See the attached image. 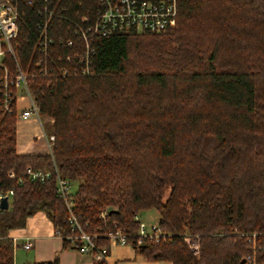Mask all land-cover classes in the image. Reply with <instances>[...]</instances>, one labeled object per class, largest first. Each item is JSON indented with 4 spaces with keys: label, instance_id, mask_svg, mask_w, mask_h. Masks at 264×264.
<instances>
[{
    "label": "trees",
    "instance_id": "1",
    "mask_svg": "<svg viewBox=\"0 0 264 264\" xmlns=\"http://www.w3.org/2000/svg\"><path fill=\"white\" fill-rule=\"evenodd\" d=\"M38 1L20 0L14 56L0 66V192H13L0 209V264H14L8 232L37 211L64 247H78L65 238L71 229L56 175L33 181L26 167H56L77 183L71 210L86 232L105 233L116 222L132 235L134 216L155 209L171 236L133 244L146 260L264 263V0H176L175 26L164 34L95 37L91 76H43L35 66ZM48 1L63 17L51 23V51L71 54L57 38L74 37L70 21L93 19L98 1ZM17 65L39 114L53 119L46 155L16 153L17 90L7 87L11 112H4L2 82ZM185 234L199 238L197 252ZM95 242L107 245L103 237Z\"/></svg>",
    "mask_w": 264,
    "mask_h": 264
},
{
    "label": "built area",
    "instance_id": "2",
    "mask_svg": "<svg viewBox=\"0 0 264 264\" xmlns=\"http://www.w3.org/2000/svg\"><path fill=\"white\" fill-rule=\"evenodd\" d=\"M34 0H25L26 4H32ZM98 7L95 17L90 19L83 16L80 21H70L71 31L74 37L64 38L59 36L57 42L60 46H67L72 50L71 54L63 55L51 51V47L56 44V39L51 35V26L53 19H62V15L54 8L50 7L51 2L48 0H39L40 19L35 24L38 32V40L35 45L37 53L35 66L39 69L43 76H91L93 75L92 55L93 48L91 42L95 37H106L115 34L129 33H147V34H164L172 29L176 23L177 5L176 0H97ZM20 0H0V66L4 68L5 55L14 56L11 41L18 34V21L22 16L20 9ZM51 52L54 53L51 55ZM64 60L65 65L60 66L59 63ZM28 75L23 73L18 65L16 74L11 78L4 77L2 86L5 89L2 100V109L6 113L11 112L10 101L11 94L7 91L8 86L16 88L15 108L18 107V99H25L28 106L18 114L22 119L29 118L32 114L39 117L37 106L32 99L28 85ZM22 92V94H18ZM49 153L51 144L54 140L53 135L46 137ZM56 175V191L64 200L68 210L67 221L70 225L71 234L65 238L68 241H78L79 252L91 254L96 260L106 262V256L109 254L110 248L116 245H142L145 242H166L171 234L163 231L158 221L155 224H145L139 220L138 215L134 216V220L139 223L138 229L134 234H124L113 223V230L105 233L86 232L83 231L76 216L71 210V182L60 176L55 167L53 171L43 168L26 167L22 174L30 180L46 182L52 174ZM12 190L0 192V198L6 196L8 202L12 197ZM108 207H104L99 218H104ZM98 230V229H96ZM56 234L57 231L55 230ZM62 237V235H59ZM103 237L107 240V245L99 246L96 239ZM184 241L192 248L194 252L198 251L199 238H192L189 234H185ZM31 243L26 241L23 244L24 249H29ZM244 264H264L257 263L254 257H246Z\"/></svg>",
    "mask_w": 264,
    "mask_h": 264
},
{
    "label": "crops",
    "instance_id": "3",
    "mask_svg": "<svg viewBox=\"0 0 264 264\" xmlns=\"http://www.w3.org/2000/svg\"><path fill=\"white\" fill-rule=\"evenodd\" d=\"M27 106V101L20 97L16 108V153L46 155L49 153L46 137L51 135L52 131L46 134L40 117L34 114L27 119L20 118L18 114L28 109L25 108ZM40 116L43 117L45 126L51 127L52 130V120L47 116ZM8 237L12 239L14 245V264L48 262L55 257L58 258L59 264H94L96 260L91 254L79 252L74 247H64L62 237L56 234L52 221L43 211H37L28 217L24 227L10 230ZM26 241L31 243L29 249L23 247ZM106 263L171 264L169 261L146 260L129 244L111 247L106 256Z\"/></svg>",
    "mask_w": 264,
    "mask_h": 264
},
{
    "label": "rangeland",
    "instance_id": "4",
    "mask_svg": "<svg viewBox=\"0 0 264 264\" xmlns=\"http://www.w3.org/2000/svg\"><path fill=\"white\" fill-rule=\"evenodd\" d=\"M137 34L139 35V34H142V33H137ZM18 94H20V92ZM39 117H40V120H41V122L43 123V125L45 127L44 129H45L46 134H49L52 131L51 127L45 126V124H44L45 122H44L43 117H41L40 115H39ZM49 118L53 122V119L51 117H49ZM76 186H77V183L73 182L72 186H71V190L74 191ZM164 196H166V192H164ZM137 215H138L139 220H141L142 222H144L145 224H148V225L155 224L157 222V218H158L157 212L153 208L152 209H147V210H142L139 213H137ZM186 231H187V229H186Z\"/></svg>",
    "mask_w": 264,
    "mask_h": 264
},
{
    "label": "water",
    "instance_id": "5",
    "mask_svg": "<svg viewBox=\"0 0 264 264\" xmlns=\"http://www.w3.org/2000/svg\"><path fill=\"white\" fill-rule=\"evenodd\" d=\"M8 199L6 196H3L0 198V209L1 210H6L8 209Z\"/></svg>",
    "mask_w": 264,
    "mask_h": 264
}]
</instances>
